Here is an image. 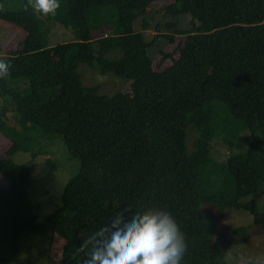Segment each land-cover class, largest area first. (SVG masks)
<instances>
[{
	"label": "trees",
	"instance_id": "1",
	"mask_svg": "<svg viewBox=\"0 0 264 264\" xmlns=\"http://www.w3.org/2000/svg\"><path fill=\"white\" fill-rule=\"evenodd\" d=\"M18 1L21 8L0 9V23L24 31L0 58L10 63L0 79V134L10 141L0 156V264L18 254L22 236L45 233L61 240L54 264H81L85 242L109 216L146 207L175 218L186 243L180 264H227L201 206L245 211L264 234L253 200L264 190V0H60L55 15ZM159 2L183 26L168 23L170 34L147 38L146 15ZM65 15L78 39L53 42L47 34ZM176 37L183 41L161 53L168 66L154 69L156 39ZM79 64L128 84L101 95L99 85L82 86ZM8 113L21 132L5 124ZM30 129L35 140L59 138L79 162L40 221L27 198L34 163L11 160L36 157ZM216 142L228 150L222 163ZM232 233L248 238L243 227Z\"/></svg>",
	"mask_w": 264,
	"mask_h": 264
},
{
	"label": "rangeland",
	"instance_id": "2",
	"mask_svg": "<svg viewBox=\"0 0 264 264\" xmlns=\"http://www.w3.org/2000/svg\"><path fill=\"white\" fill-rule=\"evenodd\" d=\"M170 0H162L160 2H169ZM153 5L146 15L149 21L147 38L151 35L170 34L165 29V24L176 22L178 26H183L182 19L172 18L164 13L163 3ZM11 3V4H10ZM22 4L18 0H1L0 9L21 8ZM68 15L63 16L58 20L54 27L50 29L47 38L53 42L70 41L78 39V32ZM159 26L158 30L154 31V26ZM44 30V27H43ZM42 29L40 34L44 40L45 33ZM105 30L99 31L93 35V38H98L104 34ZM76 33V38H75ZM24 31L20 28H13L3 22L0 23V58L8 55L15 50L16 44L22 41ZM150 40V39H148ZM183 41L182 37H176L173 44L168 43L162 38H157L155 47L150 50L152 66L154 69L162 70L168 66V62L161 63V53H171L176 44ZM160 51V52H159ZM175 54V53H174ZM84 64L77 66V72L80 74L82 86H98L99 94L110 96L125 89V84L128 82L118 79L111 74L105 76L97 75ZM82 74V75H81ZM83 76V78H82ZM1 105V100H0ZM5 124L14 128L17 132H21L22 125L18 118L13 113H8L4 118ZM32 129L28 131L31 133ZM35 132L31 133L32 151L36 157L31 158L30 153L19 152L11 157V160L16 164L34 163L33 170L30 174V184L27 189V198L33 207V212L37 217V221L49 213L59 204L60 193L67 180L73 177L78 171V160L72 158L61 140L57 137L53 138L52 143L48 139L36 138ZM59 139V143L58 140ZM192 135L187 137L188 149H191ZM35 140V141H34ZM10 141L0 134V156L4 155ZM212 152L217 156L219 163L225 159L228 150H224L223 146L216 142L212 144ZM54 166V168H53ZM0 180V185H2ZM253 200L256 207L260 211H264V190L261 194H257ZM201 213L205 217L212 219L216 226L215 235L222 249L223 257L227 264H264V234L260 228L252 223V217L245 211H235L224 209L218 211L212 206H201ZM246 228L248 238L241 239L232 233L235 228ZM61 240L57 237L50 236L49 233L41 235H24L18 243V254L10 261L2 264H52L56 263ZM54 257V260L47 257Z\"/></svg>",
	"mask_w": 264,
	"mask_h": 264
},
{
	"label": "clouds",
	"instance_id": "3",
	"mask_svg": "<svg viewBox=\"0 0 264 264\" xmlns=\"http://www.w3.org/2000/svg\"><path fill=\"white\" fill-rule=\"evenodd\" d=\"M41 15H55L60 0H29ZM10 63L0 60V79L9 75ZM81 264H180L186 243L175 218L165 209L146 207L118 211L85 242Z\"/></svg>",
	"mask_w": 264,
	"mask_h": 264
}]
</instances>
